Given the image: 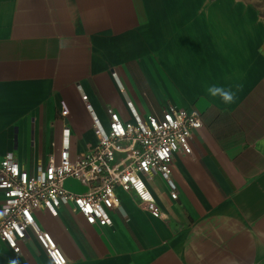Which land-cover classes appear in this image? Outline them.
Wrapping results in <instances>:
<instances>
[{
  "label": "crops",
  "instance_id": "0c3cea01",
  "mask_svg": "<svg viewBox=\"0 0 264 264\" xmlns=\"http://www.w3.org/2000/svg\"><path fill=\"white\" fill-rule=\"evenodd\" d=\"M118 73L121 91L112 77ZM231 88L235 102L208 95ZM103 123L168 105L198 111L193 153L174 155L171 197L147 179L163 218L118 189L110 226L64 206L39 209L66 264H264V8L252 0H0V163L14 152L33 171L57 156L68 102L74 149L94 134L82 95ZM67 188L87 187L73 179ZM4 201L0 190V207ZM0 264H55L33 230Z\"/></svg>",
  "mask_w": 264,
  "mask_h": 264
},
{
  "label": "built area",
  "instance_id": "2783aa9c",
  "mask_svg": "<svg viewBox=\"0 0 264 264\" xmlns=\"http://www.w3.org/2000/svg\"><path fill=\"white\" fill-rule=\"evenodd\" d=\"M112 77L124 91L118 73ZM92 124L94 139L81 151L74 149L73 131L68 125L71 109L60 101L64 125L58 155L39 162L33 171L25 169L14 152H8L0 163V190L4 201L0 207V241L15 253L31 229L47 249L55 264L66 260L50 233L39 228L35 211L44 209L58 217L64 206H71L88 224L101 227L113 223L112 212L120 205L118 189L133 192L141 206L153 217L163 218L147 179L164 178L171 197H178L171 179L174 155L192 154L193 132L203 126L194 109L168 105L161 113L146 116L127 103L130 120H124L112 107L107 108L108 123L100 119L89 96L82 95ZM73 179L87 187L83 193L66 186Z\"/></svg>",
  "mask_w": 264,
  "mask_h": 264
},
{
  "label": "clouds",
  "instance_id": "9594fccd",
  "mask_svg": "<svg viewBox=\"0 0 264 264\" xmlns=\"http://www.w3.org/2000/svg\"><path fill=\"white\" fill-rule=\"evenodd\" d=\"M207 92L213 98L218 97L224 104H232L236 99V93L231 88H225L216 84L209 86Z\"/></svg>",
  "mask_w": 264,
  "mask_h": 264
},
{
  "label": "trees",
  "instance_id": "16d2710c",
  "mask_svg": "<svg viewBox=\"0 0 264 264\" xmlns=\"http://www.w3.org/2000/svg\"><path fill=\"white\" fill-rule=\"evenodd\" d=\"M255 4V6L264 8V0H252Z\"/></svg>",
  "mask_w": 264,
  "mask_h": 264
}]
</instances>
